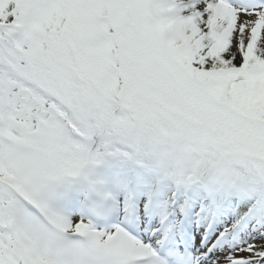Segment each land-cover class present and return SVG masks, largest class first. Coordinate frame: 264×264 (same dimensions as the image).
<instances>
[{"label":"snow or ice","instance_id":"obj_1","mask_svg":"<svg viewBox=\"0 0 264 264\" xmlns=\"http://www.w3.org/2000/svg\"><path fill=\"white\" fill-rule=\"evenodd\" d=\"M0 264H264V0H0Z\"/></svg>","mask_w":264,"mask_h":264}]
</instances>
